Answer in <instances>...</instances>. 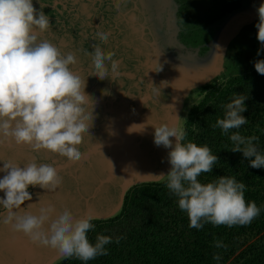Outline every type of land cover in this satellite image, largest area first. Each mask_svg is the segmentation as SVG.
<instances>
[{
	"label": "clouds",
	"instance_id": "obj_1",
	"mask_svg": "<svg viewBox=\"0 0 264 264\" xmlns=\"http://www.w3.org/2000/svg\"><path fill=\"white\" fill-rule=\"evenodd\" d=\"M44 7L46 5L41 3L38 11L33 0H0V146L14 142L34 152L56 154L74 164L82 157L79 145L84 135L89 134L94 119L92 111L86 107L91 100L84 91L86 79L70 67L78 63L76 52L65 54L50 41L39 39L52 25L50 17L42 11ZM116 7L119 8V0ZM257 12L259 22L255 27L261 44L257 55H260L264 52V3ZM109 36L110 33L103 30L95 33L101 44L106 43ZM86 55L92 62L90 76L104 80L110 74L112 77L120 75V61L114 59L115 52H106L100 44H95ZM254 66L264 75V60L255 61ZM246 100L242 94L234 95L231 102L221 106L223 118L218 117L212 127L229 136L234 145L231 152L242 153L250 167L260 169L264 168V154L254 143L259 137L244 136L239 131L248 122L242 115L247 111ZM180 120L177 117L175 123L151 125L155 129V145L170 150L167 160L171 167L167 174L150 176L165 182L170 193L178 198V207L187 214L190 228L199 230L205 223L229 228L250 225L260 215L261 207L255 201H246V185L235 176L200 182L198 177L212 172L219 157L213 155L207 145L187 141V132ZM145 127L132 125L129 132H142ZM233 129L237 131L232 132ZM20 165L4 162V167L0 168V172L5 173L0 179V192L5 194L0 198V207L6 213L0 217V223L13 233L27 237L33 245L51 248L63 257H75L85 264L108 255L105 246L112 243L110 236L98 234L94 244L87 237V233L95 229L90 213L76 218L67 206L57 211L52 204L42 207L38 214L25 211V203L32 200L30 187L56 192L63 178L51 164H37L33 159L23 167ZM121 239L117 237L115 242L119 244ZM215 247L226 249L228 246L217 240ZM213 258L219 260L220 256L214 254Z\"/></svg>",
	"mask_w": 264,
	"mask_h": 264
},
{
	"label": "water",
	"instance_id": "obj_2",
	"mask_svg": "<svg viewBox=\"0 0 264 264\" xmlns=\"http://www.w3.org/2000/svg\"><path fill=\"white\" fill-rule=\"evenodd\" d=\"M146 1L132 0L131 8L123 14L121 43L134 71L111 97L90 101L86 106L94 119L79 145V161L69 164L64 157L34 152L14 142L0 146V168L4 162L23 167L34 159L37 164L53 165L63 178L56 192L30 187L32 200L25 203V211L38 214L41 207L52 204L57 211L67 206L76 218L90 213L93 220H106L120 212L130 187L158 182L150 175L168 173L170 150L155 145L151 125L176 122L182 90L205 83L218 73L226 43L238 29L256 19L257 9L264 3L253 0L248 8L228 15L210 41L207 56L200 59L186 52L177 40L174 1L154 0L169 23L168 29H172L163 36H157L151 28ZM142 124L146 125L142 132H129L132 125ZM170 139L175 143L174 137ZM4 175L0 172V179ZM5 214L4 209L0 211V217ZM61 258L55 250L33 245L27 237L0 223V264H55Z\"/></svg>",
	"mask_w": 264,
	"mask_h": 264
},
{
	"label": "trees",
	"instance_id": "obj_3",
	"mask_svg": "<svg viewBox=\"0 0 264 264\" xmlns=\"http://www.w3.org/2000/svg\"><path fill=\"white\" fill-rule=\"evenodd\" d=\"M258 60H264V52L254 62ZM237 94L247 97V111L242 115L248 122L239 131L244 136L259 137L254 143L264 154V75L255 70L254 63L248 72L229 78L222 85L210 86L202 100L192 107L184 129L187 141L198 146L207 145L212 154L219 157L212 172L198 177L200 182L208 183L219 176H235L238 182L246 185V201H255L260 207L264 206V168L250 167L242 153L231 152L234 145L229 136L212 127L218 117L223 118L221 106L231 102ZM177 200L165 182L144 183L129 189L116 216L92 220L95 229L87 233L89 241L94 244L100 234L110 236L112 243L105 246L108 255L86 264H225L242 247L244 249L235 258L238 264H264V237L254 244L242 243L235 252L232 249L222 256V248H216L215 241H222L227 226L205 223L202 229L190 228V220L179 209ZM262 231L264 225L256 234ZM117 237H122L119 244L115 242ZM214 254L220 259H214ZM59 264L85 262L72 257Z\"/></svg>",
	"mask_w": 264,
	"mask_h": 264
},
{
	"label": "rangeland",
	"instance_id": "obj_4",
	"mask_svg": "<svg viewBox=\"0 0 264 264\" xmlns=\"http://www.w3.org/2000/svg\"><path fill=\"white\" fill-rule=\"evenodd\" d=\"M180 8L178 12L179 33L177 40L184 46L186 52L194 53L202 59L207 56L209 43L218 30L221 22L233 12L249 7L253 0H178ZM259 22V16L249 24L242 26L228 40L224 48V55L218 73L205 83L191 86L182 90L176 105V119L180 120L184 128L192 107L196 106L204 97L206 90L212 85H222L229 78L248 72L257 58L261 44L257 39L258 29L255 25ZM154 182V183H159ZM153 183V182H152ZM144 184V183H143ZM140 185V184H138ZM137 186V185H135ZM134 187V186H132ZM130 187L129 189H131ZM128 189V190H129ZM127 190V191H128ZM126 194V193H125ZM262 211L250 225L227 226L222 239L228 247L222 248L220 255L228 254L242 243L254 244L264 237V231L256 234L264 225V206ZM116 216V215H115ZM112 218V217H111ZM107 220V219H106ZM244 249L234 251L225 264H238L235 259ZM67 259L63 257L55 264Z\"/></svg>",
	"mask_w": 264,
	"mask_h": 264
},
{
	"label": "flooded vegetation",
	"instance_id": "obj_5",
	"mask_svg": "<svg viewBox=\"0 0 264 264\" xmlns=\"http://www.w3.org/2000/svg\"><path fill=\"white\" fill-rule=\"evenodd\" d=\"M176 4L175 24L178 23V12L181 2L173 0ZM41 3L46 5L42 9L45 15L50 17L51 29L40 35V40H48L65 54L76 52L78 63L72 67L82 79H86L84 89L91 101L107 99L121 89L134 68L130 61L124 56L121 43L122 31L120 28L123 14L131 8L132 0H33L34 7L41 10ZM151 17V28L157 36H163L172 29H168L169 23L165 20L161 7L154 4V0L145 2ZM99 26V29L97 28ZM178 29L179 26L177 25ZM103 30L110 33L106 43H100L95 38V33ZM179 33V31H178ZM95 44H100L104 51L116 53L114 59L120 61L119 76L100 80L92 75V62L86 52L92 51ZM110 69L111 65L108 62Z\"/></svg>",
	"mask_w": 264,
	"mask_h": 264
},
{
	"label": "crops",
	"instance_id": "obj_6",
	"mask_svg": "<svg viewBox=\"0 0 264 264\" xmlns=\"http://www.w3.org/2000/svg\"><path fill=\"white\" fill-rule=\"evenodd\" d=\"M4 196H5V194L3 192H0V198H4ZM2 210H3V208L0 207V211H2Z\"/></svg>",
	"mask_w": 264,
	"mask_h": 264
},
{
	"label": "snow or ice",
	"instance_id": "obj_7",
	"mask_svg": "<svg viewBox=\"0 0 264 264\" xmlns=\"http://www.w3.org/2000/svg\"><path fill=\"white\" fill-rule=\"evenodd\" d=\"M49 204H47V205H44L43 207H47ZM34 205H30V207H33ZM42 208V207H41Z\"/></svg>",
	"mask_w": 264,
	"mask_h": 264
}]
</instances>
